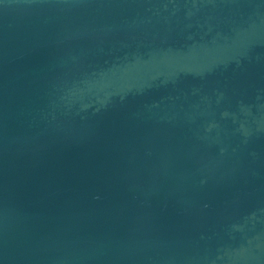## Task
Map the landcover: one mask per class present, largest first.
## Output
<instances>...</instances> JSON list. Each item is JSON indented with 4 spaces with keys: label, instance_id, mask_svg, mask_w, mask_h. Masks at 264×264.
<instances>
[{
    "label": "water",
    "instance_id": "obj_1",
    "mask_svg": "<svg viewBox=\"0 0 264 264\" xmlns=\"http://www.w3.org/2000/svg\"><path fill=\"white\" fill-rule=\"evenodd\" d=\"M0 264H264V0H0Z\"/></svg>",
    "mask_w": 264,
    "mask_h": 264
}]
</instances>
